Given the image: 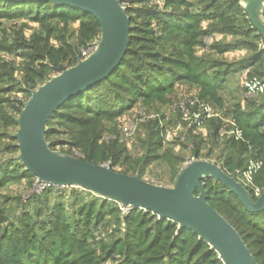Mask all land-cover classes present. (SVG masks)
<instances>
[{"label":"trees","instance_id":"1","mask_svg":"<svg viewBox=\"0 0 264 264\" xmlns=\"http://www.w3.org/2000/svg\"><path fill=\"white\" fill-rule=\"evenodd\" d=\"M121 1L131 23L127 54L109 76L53 114L50 147L143 179L152 165H163L173 186L186 150L236 178L260 163L246 185L256 200L255 190L264 191V38L242 0ZM100 36L99 20L79 8L0 0V264H224L196 232L150 210L125 208L76 186L38 190L36 176L18 158L17 119L32 91L60 65H76ZM237 51L246 53L227 58ZM236 76L244 81L243 96L234 93ZM177 85L197 89L193 115L206 104L220 116L201 115L183 140H166L167 127L179 119L162 109L173 102ZM136 106L158 115L138 125L142 152L134 154L120 121ZM225 127L241 137L222 135ZM21 184L19 196L4 192ZM205 188L208 202L264 264V209L250 212L219 180L206 179Z\"/></svg>","mask_w":264,"mask_h":264},{"label":"water","instance_id":"2","mask_svg":"<svg viewBox=\"0 0 264 264\" xmlns=\"http://www.w3.org/2000/svg\"><path fill=\"white\" fill-rule=\"evenodd\" d=\"M37 1L79 8L101 24L95 50L84 59L78 57L74 66L55 68L58 74L32 91L17 119L14 135L20 150L18 158L36 176L37 183L81 187L125 208L150 210L180 228L196 232L217 251L224 264H259L236 228L208 202L205 180H219L250 212L264 209V191L254 200L246 186L220 165L206 159L193 160L184 166L175 185L168 187L50 147L46 139L48 121L68 99L89 90L122 63L130 46L131 23L121 0ZM242 5L264 38V0H242Z\"/></svg>","mask_w":264,"mask_h":264},{"label":"rangeland","instance_id":"3","mask_svg":"<svg viewBox=\"0 0 264 264\" xmlns=\"http://www.w3.org/2000/svg\"><path fill=\"white\" fill-rule=\"evenodd\" d=\"M210 41H211L210 39H207L208 44H210ZM95 45L96 44H93L90 47V50L88 51L87 57L95 50V47H96ZM245 53H246L245 51H237V52L229 53L227 55V58L229 60H232V61L238 60ZM57 74L58 73L56 72L55 75H57ZM243 82L244 81H243L241 76L234 77V93H235V95L237 94V96H243V93H242L243 92V90H242ZM196 94H197L196 88H193V87H190L187 85H177L173 102L166 105L162 109V111L167 115L168 119H173L174 121L176 119H179V121L177 123H174V124L167 127V132L171 133L170 139L178 137V136H183L184 134H186L187 129H189V127L192 126L194 120H196V117H195V115H193L191 110H190V118L187 120L184 118L181 109L178 108V106L182 102H185L189 99H194L193 97H195ZM177 113H180L182 115L181 116L182 120L184 122H186L188 125L185 126V123L182 120H180V118H178ZM213 113L214 114L211 117H206V118H212V117L220 116V111L217 109L213 108ZM157 115H158V112L156 109L152 110L151 112H148L146 110V108L136 106L132 111L126 113L122 117L120 122H121V125L123 128L125 140L128 142L129 147L133 148L132 151L134 154L142 152L141 147L137 146V143L135 142V141H137V139H135V134L137 133L138 125L142 121H147L150 118L156 117ZM223 118L225 119V121H224L225 125L229 126L230 121L227 119V117H223ZM202 131L204 133H206V130L204 128H202ZM225 132L230 134L231 129H228V127H225ZM134 143H135V146L133 145ZM74 154L79 155V152L74 151ZM185 154L187 155V159H186L184 166H186L191 161H193V157L189 155V152L187 150L185 151ZM200 160H204V159H200ZM165 175L166 174H165L164 166L154 164L150 167L149 171L147 172V174L145 176V180H147L151 183L158 184V185L172 187L173 185H170L167 181L164 180ZM238 178H239V180H243L242 176H240ZM24 187H25V185H22V184L20 186L11 185L8 188V190H6L4 192L9 194L11 197H15V196H19V194H21L24 191ZM12 202H13V200H10L8 202V204H12Z\"/></svg>","mask_w":264,"mask_h":264},{"label":"built area","instance_id":"4","mask_svg":"<svg viewBox=\"0 0 264 264\" xmlns=\"http://www.w3.org/2000/svg\"><path fill=\"white\" fill-rule=\"evenodd\" d=\"M89 50H90V47L88 49H86V50H83L82 55L84 56V58L87 57ZM195 104H196V101L195 100L189 99V100H187L185 102H182L178 106V108L181 109L182 114H183V116H184L185 119L188 120L190 118V107L189 106L190 105L192 106V105H195ZM198 110L199 111L194 114L195 117H196V119L197 118H200L201 115H205L206 117H211L214 114L213 113V108L211 106H209V105H206V104H201L199 106ZM225 133H226L225 130H222V133L221 134L223 135ZM170 134H171L170 132H167V134H166V140H168V139L171 138V135ZM230 134H235L236 135V138H240L241 135H242V133H241L240 130H234V129L231 130ZM178 137H181L182 140L184 139V136H178ZM193 160H196V158L193 157ZM259 165H260V163H258L257 165H252L249 168V170L246 171V172H242L241 173L240 171H238V177L242 176L243 177V180H239L238 177H237V179L239 181H241L245 186L248 185V184H250L251 183V180H252V177L251 176H252L253 168L254 167H258ZM44 185L45 184H38L37 183L36 184V187L38 188V190H41ZM261 194H262V191L260 189H256L255 190V196L256 197H259Z\"/></svg>","mask_w":264,"mask_h":264}]
</instances>
